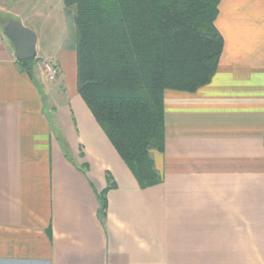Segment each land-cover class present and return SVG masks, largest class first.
<instances>
[{
	"label": "crops",
	"instance_id": "0c3cea01",
	"mask_svg": "<svg viewBox=\"0 0 264 264\" xmlns=\"http://www.w3.org/2000/svg\"><path fill=\"white\" fill-rule=\"evenodd\" d=\"M215 24L217 71L166 90L162 182L141 188L78 93L76 44L31 76L0 23V264H264V0H221Z\"/></svg>",
	"mask_w": 264,
	"mask_h": 264
},
{
	"label": "trees",
	"instance_id": "16d2710c",
	"mask_svg": "<svg viewBox=\"0 0 264 264\" xmlns=\"http://www.w3.org/2000/svg\"><path fill=\"white\" fill-rule=\"evenodd\" d=\"M220 1L64 0L76 10L78 93L141 188L162 182L152 151L165 146L166 90L195 92L217 71ZM37 61L18 63L32 76ZM107 180L100 218L116 187Z\"/></svg>",
	"mask_w": 264,
	"mask_h": 264
},
{
	"label": "rangeland",
	"instance_id": "374dc122",
	"mask_svg": "<svg viewBox=\"0 0 264 264\" xmlns=\"http://www.w3.org/2000/svg\"><path fill=\"white\" fill-rule=\"evenodd\" d=\"M70 10L71 7L65 11L64 0H0V23L3 26L10 18H19L22 24L34 30L37 34L38 60L44 63L41 57L43 52L54 57L61 49H70L76 44V26L74 16L68 13ZM73 51L75 53L76 50ZM47 61L56 66L55 61ZM48 83L44 82L47 87ZM63 95L58 96L57 103L64 102Z\"/></svg>",
	"mask_w": 264,
	"mask_h": 264
},
{
	"label": "water",
	"instance_id": "95a60500",
	"mask_svg": "<svg viewBox=\"0 0 264 264\" xmlns=\"http://www.w3.org/2000/svg\"><path fill=\"white\" fill-rule=\"evenodd\" d=\"M3 31L15 48L19 61L33 59L37 56V34L20 21L10 19Z\"/></svg>",
	"mask_w": 264,
	"mask_h": 264
},
{
	"label": "built area",
	"instance_id": "2783aa9c",
	"mask_svg": "<svg viewBox=\"0 0 264 264\" xmlns=\"http://www.w3.org/2000/svg\"><path fill=\"white\" fill-rule=\"evenodd\" d=\"M44 73L48 80L55 81L58 75V69L55 65L45 60L43 63Z\"/></svg>",
	"mask_w": 264,
	"mask_h": 264
}]
</instances>
